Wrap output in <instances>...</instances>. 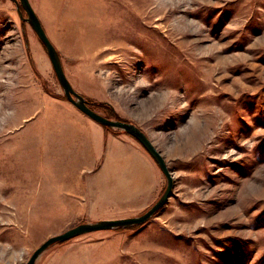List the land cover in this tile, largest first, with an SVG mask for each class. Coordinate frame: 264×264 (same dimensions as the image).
Here are the masks:
<instances>
[{
	"label": "rangeland",
	"instance_id": "1",
	"mask_svg": "<svg viewBox=\"0 0 264 264\" xmlns=\"http://www.w3.org/2000/svg\"><path fill=\"white\" fill-rule=\"evenodd\" d=\"M29 2L73 89L144 132L174 178L147 222L53 245L37 264L76 253L95 264H264V0ZM73 108L30 26L0 0V264H26L76 225L138 216L165 189L157 168L149 203L134 195L137 161L117 142L134 139L117 129H101V169Z\"/></svg>",
	"mask_w": 264,
	"mask_h": 264
},
{
	"label": "water",
	"instance_id": "2",
	"mask_svg": "<svg viewBox=\"0 0 264 264\" xmlns=\"http://www.w3.org/2000/svg\"><path fill=\"white\" fill-rule=\"evenodd\" d=\"M12 2L15 4L18 16L21 21L27 23L30 26L44 47L65 99L82 114L102 127L120 130L135 139L152 158L166 180L165 189L159 199L147 211L138 216L114 220H101L94 223H83L69 228L60 234L47 238L32 252L31 256L26 262V264H36L38 258L53 245L62 244L76 237L93 232L127 229L147 222L158 210L167 204L174 188V178L162 154L157 150L148 136L138 127L131 123L120 120L108 119L88 107L86 99L78 94L68 81L64 73L59 54L46 35L29 0H12ZM23 14H25V16Z\"/></svg>",
	"mask_w": 264,
	"mask_h": 264
},
{
	"label": "crops",
	"instance_id": "3",
	"mask_svg": "<svg viewBox=\"0 0 264 264\" xmlns=\"http://www.w3.org/2000/svg\"><path fill=\"white\" fill-rule=\"evenodd\" d=\"M82 24L84 23L82 22ZM73 109H74L75 116L79 117L80 120H82L86 124V126L89 129H91L93 132V135H91L90 137L87 136L84 132H81V136H83L84 139H86V141L84 142V145L89 146L88 149H90L91 153L93 154L94 156V157L92 156L93 159L98 160L100 157L102 158V165H101V169H102L109 139L106 140V144L104 145L103 140H102V130H101L103 127L97 124L96 122L92 121L91 119H89L87 116L82 114L79 110H77L75 107ZM134 141L129 138V141H123L119 139L117 142L124 143L126 146H128V148L126 147V150L124 153L128 156V159L130 160L135 159L137 161L136 164H133L134 165L133 172L136 178H135V182L131 186H133L132 188L136 190L134 195L146 197L147 199L146 203L148 204L149 203L148 201L149 192H151L150 191L151 189H149L150 184H151V180H149V176L150 178L153 177V180L155 181V178H156L155 175L157 173L158 167L154 163L152 158L147 154V152L141 146H139L137 142H134ZM129 148L131 150H129ZM101 169L99 170L98 175L101 173ZM146 188L149 190H146ZM144 190L145 192L143 193ZM102 220H106V219H102ZM80 239L82 238H78L74 240H80ZM85 240H89V239H85ZM71 257L72 256H70L68 259L58 258L52 264H68V263L69 264H95L93 262L95 260H93L92 257L88 255H84L82 253L81 254L76 253L75 258H71ZM101 260H103V258ZM108 263H106L105 261L101 264H108ZM113 264H116V263H113Z\"/></svg>",
	"mask_w": 264,
	"mask_h": 264
},
{
	"label": "trees",
	"instance_id": "4",
	"mask_svg": "<svg viewBox=\"0 0 264 264\" xmlns=\"http://www.w3.org/2000/svg\"><path fill=\"white\" fill-rule=\"evenodd\" d=\"M25 15V14H24ZM65 98V97H64ZM86 99V98H85ZM86 101H87V105H88V107L91 109V110H93L94 111V107H96V106H100V107H105L106 105L104 104V103H97V102H90L89 100H87L86 99ZM113 115V114H112ZM104 117H106V118H108V119H111V120H118V119H115L114 117H111V114L110 115H105ZM104 129H109V128H107V127H103ZM135 140V139H134ZM140 145V144H139ZM161 210V209H160ZM159 210V211H160ZM158 212V211H157ZM156 212V213H157ZM155 213V214H156ZM154 214V215H155ZM138 226H140V225H138ZM134 227H137V226H134ZM117 230H120V229H117Z\"/></svg>",
	"mask_w": 264,
	"mask_h": 264
},
{
	"label": "bare ground",
	"instance_id": "5",
	"mask_svg": "<svg viewBox=\"0 0 264 264\" xmlns=\"http://www.w3.org/2000/svg\"><path fill=\"white\" fill-rule=\"evenodd\" d=\"M168 2V1H167ZM162 6V5H161ZM161 9V8H160ZM162 9H163V7H162Z\"/></svg>",
	"mask_w": 264,
	"mask_h": 264
}]
</instances>
